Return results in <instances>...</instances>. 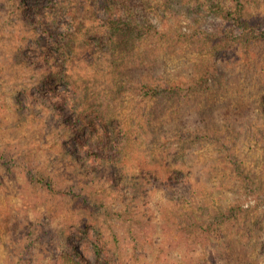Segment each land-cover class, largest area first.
<instances>
[{
	"label": "rangeland",
	"instance_id": "374dc122",
	"mask_svg": "<svg viewBox=\"0 0 264 264\" xmlns=\"http://www.w3.org/2000/svg\"><path fill=\"white\" fill-rule=\"evenodd\" d=\"M78 1L80 7H75L73 19L60 18L58 25H63L60 31L67 29L66 33L78 30V43L83 46L93 43L97 31L107 27L112 22V17L110 18L111 10L107 7V0ZM110 1L113 4L119 3L116 0ZM194 1L170 0L168 10L181 16V24L185 26L187 20L195 15ZM49 2L0 0V264H61L56 262V257L69 247L93 260L96 237L101 238L102 245L107 249H117L127 259L133 254L140 257L139 253H144L140 259L141 264H187L185 260H191L181 254L186 251L185 246L179 242L171 247L166 257L168 259L160 254L162 248H168L167 236H173V241H177L184 225L179 222L175 231H165L163 228L169 222L172 223L169 227L174 225L172 204L165 197L168 192L158 181L153 182L154 179L152 184L155 185L148 184V193L144 188L134 191L127 182L128 177L134 176L133 181L139 183L142 182L141 176L144 173L152 171L159 179L165 173L167 160L173 163L171 168L185 162L186 166L193 169L195 190L202 193L197 198L201 199L200 203L209 205L211 210L222 206L223 212H227L229 204H241L243 207L254 205V197L258 193H246L244 186L250 185V181L247 183L246 176L237 171L236 165L228 167L226 161L223 163L224 157L219 152V144L209 143L210 140L202 137L196 138L194 133L184 134L181 131H186L187 128L191 131L200 129L222 136L217 129L224 130L226 134L223 138L227 139L228 145H232L241 168L247 169L246 172L255 176L258 182L260 180L264 187V114L257 99L258 94L264 93V47L256 46L250 53L239 55L226 64V76L222 78L220 88L215 89L218 101L223 103L222 107L226 104L223 110L216 108L204 114L208 108L205 101L207 97L200 96L195 98V104L179 111L168 103L158 119L160 126L153 131L147 130L151 124L149 120L143 121L142 115H152L153 108L161 111L155 98L144 96L141 91L133 89L116 93L106 80L102 79L101 84L97 82L95 85L88 77L81 76L86 84V91H81L79 103H82V107L87 106V117L85 114L82 116V113L73 118H81L78 122L83 125L84 134L94 135L95 139L101 140L102 127L95 118V113L100 111L102 115L103 112L116 113L120 127L129 130L132 139L123 155V170L120 173L88 161L87 179L77 167L72 166V160L68 158L66 152L75 151L78 145L65 132L59 123L60 118L47 117L53 111L43 105V100L28 113L30 116H26L27 118L22 116L16 103V99L24 101L29 93L39 95L42 74L48 75L51 67L44 60L47 40H42L43 48L36 43L41 39L40 29L36 24L33 35L31 18L23 14L22 8L34 5L45 7ZM130 2L131 13L140 19L147 16L153 24H157L159 16L168 12L167 8L162 9L160 0ZM261 8L264 12V4ZM123 16V19L127 18L125 12ZM161 27L160 25L157 29L162 31ZM117 40H121V36ZM160 44L162 45L155 37L151 42L141 44L136 51H144L148 45V53L161 57L164 52V58L159 60L162 61L160 67L163 66L162 74L165 76L174 75L176 70L186 71L181 69L186 60L183 56L172 54V50L168 48L156 52L155 49ZM28 50L35 55L31 56L34 61H27L26 64L21 59ZM148 53L145 52V56ZM80 56L83 57L84 53L77 50V58ZM83 64L84 59L82 63L79 59L74 64V79H77L79 71L81 75L89 72L87 66H81ZM83 81L80 83L83 84ZM64 85L63 82L59 83L58 89L63 90ZM250 101H253L252 104ZM178 122L185 125L180 131L175 130V126H179L176 124ZM86 125H92L94 132ZM182 150L184 151L181 152ZM78 153L82 156L83 151L79 150ZM40 169L54 179L52 192H47L35 183L33 175ZM111 179H115L116 183H110ZM118 183L119 186L116 185ZM183 192L189 193V190L184 189ZM74 193H80L81 201L88 197H97L99 201H103L97 202L101 207L99 219H96L98 226L90 228L89 235L76 225L80 217L84 223L90 217L80 212L78 203L72 200ZM183 200L186 201L183 204L185 211L195 209L197 215L193 213L192 216L206 227L205 219L209 212L202 215L199 202L197 206L194 205V198ZM181 202L179 200V204ZM259 209L264 213V204ZM107 213L112 215L111 218ZM181 219L182 217L179 220ZM149 223L157 225L156 230L148 228ZM222 224L228 225V222ZM222 224L219 235L221 239L216 238L209 247L219 255V263L226 247L222 237ZM260 225V235L256 231H247L244 238H241L251 254L255 250V237H264V216ZM65 238L70 240L68 243L71 246H65ZM262 247V251L254 253L258 264H264V244ZM191 264L201 263L193 261Z\"/></svg>",
	"mask_w": 264,
	"mask_h": 264
},
{
	"label": "trees",
	"instance_id": "16d2710c",
	"mask_svg": "<svg viewBox=\"0 0 264 264\" xmlns=\"http://www.w3.org/2000/svg\"><path fill=\"white\" fill-rule=\"evenodd\" d=\"M48 1L50 2L45 7L42 5L23 7L22 12L26 17L31 18L30 26H34L33 35L36 32V24L40 29L39 36L41 39L37 40L36 43L41 44V48H43L42 40H47L44 47V60L51 64L50 73L48 75L42 74L39 97L29 93L24 101L21 102L16 99V103L18 110L22 112V116L27 118L28 113L38 107V103L43 100V105L53 111L50 113L48 110V114H50H47V117L55 118L57 116L60 118L59 123L78 145L75 151L66 152L65 149V152L69 155L68 158L72 160V166L77 167L76 169L85 177L88 173V169H86L88 161L99 167L105 166L115 169L113 172L120 173L123 170V155L132 139L129 136L130 131L124 129L123 126L120 127L116 113L107 114V112H103L102 115L96 109L95 118L103 131V134L100 133L102 134V141L95 139L94 135L84 134L83 125L78 122L81 118H73L74 115H81L82 113V116L85 114L87 117V106L82 107V103H79L81 102V91H86V84L81 80V76L88 77L89 81H94L95 85L97 82L101 84L102 79L106 80L117 91L116 93L133 89L134 91H141L144 96L155 98L156 104L159 103L161 106V111L153 108L152 115L147 113L142 115L144 116L143 121L149 120L151 124L147 130L153 131L154 128L160 126L158 119L161 118V113L164 112L168 103L175 106L176 110L179 111L195 104V98L200 96L201 98L207 97L204 99L208 108L204 114H208L216 108L223 110L226 104L222 107L223 103L218 101L217 90L215 89L220 88L222 78L226 76V64L231 59L238 58L239 55L250 53L256 46L264 47V12L261 8L264 0H195V15L187 20L185 26L181 24V16L169 12L170 0H160L162 9L167 8L168 12L164 16H159L160 19L157 24H153L147 16L140 19L131 13L129 9L130 0H116L119 2L118 4H113L107 0L109 2L107 7L111 10L112 22L110 21L107 27L97 31L96 37H93V43L83 46L78 43V30L66 33L67 29L60 31L63 25L62 27L58 25L60 18L74 17L75 7L79 6L80 2L78 0ZM191 9L193 12V7ZM124 12L127 17L126 20L123 19ZM160 25L162 31L157 29ZM120 36L121 40H117ZM155 37L162 43L155 49L156 52L159 49L168 48L172 50V54L183 56L186 60L181 69H186V71L176 70L174 75L165 76L162 74L163 66L160 67L162 61L159 60L164 58V52L161 53V57L148 53V45L144 51H136L141 44L146 41L151 42ZM77 50L83 51L84 56L77 58ZM104 51L106 52L104 53ZM145 52L148 53L146 56ZM34 55L35 53L33 54L28 50L26 55L23 54L21 60L23 63L33 62L32 57ZM129 55L133 57L131 58ZM79 59L81 63L84 59V64L81 66H87L89 72L81 75L79 71L77 79H74L73 67ZM80 81H83V84ZM61 82L65 84L63 90L58 89ZM257 99L258 104L262 106L261 112L264 114V93L258 94ZM250 102L252 104L253 101ZM176 124L179 126H175V130L180 131L185 127L183 123L178 122ZM92 125L86 126L91 132H94ZM217 130L222 133V136L200 129L191 131L188 128L181 133H194L196 138L202 137L210 140L209 143H218L219 152L224 157L223 163L226 161L228 167L236 165L237 171L246 176L247 183L250 181V185L244 186L246 193H258L254 197V205L243 207L241 204H229L227 212H223L222 206L217 207L220 209L211 210L209 205L200 203L201 199L197 198L202 193L195 190L192 179L193 169L186 166L185 162L171 168L170 165L173 163L167 160L164 166L165 173L159 179L156 178L154 172L148 171L141 176L142 182L133 181L134 176L128 177L127 182L131 184L134 191L144 188L147 192L150 191L147 188L148 184L155 185L152 183L158 181L168 192L165 197L167 202L172 204L171 215L174 217V225L169 227L172 225L169 222L163 228L165 231L170 229L175 231L179 222L184 223L177 241H173V236H167L168 248H162L160 251L164 259H168L166 257L171 251V247L179 242L185 246L186 251L180 253L191 260H185L187 264H191L193 261H199L201 264H258L254 253L262 251L264 244V237H259L261 234L259 233L260 223L264 216L259 206L264 204V187L261 186L260 180L258 182L255 176L246 172L247 169L241 168L238 155L234 153L232 145H228L227 139L223 138L226 132ZM79 150L83 151L82 156L78 153ZM143 172L144 170H142ZM33 177L35 183L47 192L54 190V179L42 169L36 171ZM87 179L89 178L87 177ZM152 179H154L153 182ZM109 181L114 183L115 179ZM116 185L119 186V183ZM184 189L189 190V193L183 192ZM190 189L193 191L190 192ZM80 197V193H74L72 200L78 203L80 212L89 215L90 219L84 223L83 218L80 217L76 225L82 227L83 233L89 235L88 230L98 226L96 219H99L101 207L97 202L103 201H99L97 197H86L87 199L81 201ZM185 198H194L193 202L196 206L199 202L198 207L202 211V215L206 211L209 212L205 219L207 221L206 227L192 216L193 213L197 215L195 209H188L189 212L185 211L183 205L186 202L183 200ZM179 200L182 201L181 204H179ZM107 214L111 218L112 215ZM180 217H182L181 220H179ZM167 219L169 220L168 217ZM224 222H228V225H223ZM221 224L224 227L222 237L226 247L220 256L219 263V255L212 249L210 250L209 247L212 246L216 238L221 239L219 237ZM156 226L154 223H149L147 227L156 230ZM247 231H256L259 234L254 239L253 249L255 250L253 254L241 241ZM68 239H64L65 246H71ZM94 244L93 260L69 247L68 250L63 249L60 252L56 257V262H61V264H141L140 259L144 256V253H139L140 257L133 254L132 257L130 256L131 258L128 256L127 259L123 252L112 248L107 249L102 245L99 237L95 238Z\"/></svg>",
	"mask_w": 264,
	"mask_h": 264
}]
</instances>
